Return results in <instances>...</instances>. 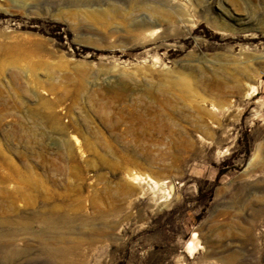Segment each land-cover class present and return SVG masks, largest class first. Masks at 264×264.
Returning <instances> with one entry per match:
<instances>
[{"label": "rangeland", "instance_id": "374dc122", "mask_svg": "<svg viewBox=\"0 0 264 264\" xmlns=\"http://www.w3.org/2000/svg\"><path fill=\"white\" fill-rule=\"evenodd\" d=\"M0 264H264V0H0Z\"/></svg>", "mask_w": 264, "mask_h": 264}, {"label": "bare ground", "instance_id": "6f19581e", "mask_svg": "<svg viewBox=\"0 0 264 264\" xmlns=\"http://www.w3.org/2000/svg\"><path fill=\"white\" fill-rule=\"evenodd\" d=\"M255 89H256V86H255ZM76 139H77V141H79V138H76ZM141 178H144V180L146 182H148V184L151 185L152 187H157V188L162 187L161 193H166L168 195L172 192L173 187H174V182L170 179L169 180H162V181H155L149 175L141 176ZM199 241H200V239H199L197 233L194 232L193 235L191 236V238L187 242L186 250L188 252L192 253L195 249H197L196 246L198 245Z\"/></svg>", "mask_w": 264, "mask_h": 264}]
</instances>
